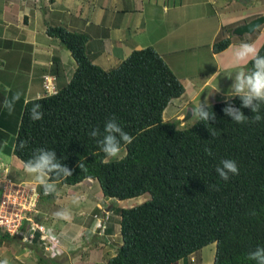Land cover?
I'll list each match as a JSON object with an SVG mask.
<instances>
[{
  "label": "trees",
  "instance_id": "trees-1",
  "mask_svg": "<svg viewBox=\"0 0 264 264\" xmlns=\"http://www.w3.org/2000/svg\"><path fill=\"white\" fill-rule=\"evenodd\" d=\"M47 34L70 53L76 69L66 82L59 63L50 68L57 92L24 104L13 155L23 165L36 149L55 150L72 170L62 185L95 180L104 197L119 201L149 195L138 206L116 210L121 244L107 263L179 264L215 244L211 264H256L248 254L264 247V106L259 122L236 124L223 112L227 103L241 108L240 99L231 97L208 104L214 121L179 127L178 121H164L163 113L184 88L153 49L134 50L105 70L87 55L85 34L60 25L49 26ZM230 44L228 38L218 40L213 51ZM259 54L264 56V43ZM246 68L251 70V61ZM35 103L44 113L40 121L30 119ZM241 110L252 118L250 109ZM111 117L135 139L122 145L123 158L107 162L98 138L89 133L103 132ZM21 141L27 142L23 149ZM224 159L239 167L228 181L216 173ZM13 238L0 231V247ZM50 244L36 235L29 245L44 253Z\"/></svg>",
  "mask_w": 264,
  "mask_h": 264
},
{
  "label": "crops",
  "instance_id": "crops-1",
  "mask_svg": "<svg viewBox=\"0 0 264 264\" xmlns=\"http://www.w3.org/2000/svg\"><path fill=\"white\" fill-rule=\"evenodd\" d=\"M260 17L264 18V0H0V153L11 158L9 165L12 171L8 178L15 183L40 187L24 173L23 165L13 155L23 106L30 100L45 96L43 76L51 75L53 64H60L66 82L76 69L70 53L64 51L56 39L48 36L50 25H61L69 32L85 34L88 38L87 55L105 70L117 67L134 50L144 48L153 49L164 61H167L165 57L184 53V69L190 68V60L193 59L202 68L206 65L211 70L210 65L213 71H209L210 77L203 84H197L194 81L197 78H191L189 74L177 76L184 93L169 103L163 119L166 122L178 121L184 126L191 119L184 120L193 109V103L198 106L199 101L211 104L208 98L214 103L221 98L232 97L231 77L240 69L247 71L249 62L237 65L233 53L241 43H254L260 49L264 43V24L249 39L244 35L233 36L232 31ZM227 38L230 46L215 53L214 43ZM253 38H257L255 42ZM202 55H210L212 64L205 63ZM167 65L173 71V61L170 60ZM16 93H20V100L9 114L3 106L4 101ZM97 183L90 179L70 187L58 183V197L51 199L41 195L39 199L40 216L37 220L45 226L46 235L51 229L58 239L55 245L47 239L53 245V251L63 252L65 247L69 250L68 255L75 252L76 259L70 257L64 264H108V259L116 253L108 254L109 238L113 247L118 238V245L121 244L119 217L115 211L112 212V207H102L100 197L103 194ZM95 184L100 191L92 193ZM76 196L86 199L74 205L73 198ZM62 208L71 209V222L56 218L55 213ZM101 212L100 228L93 229L88 219L83 218L91 213L93 217H98ZM114 215L117 217L114 218ZM2 247L4 245L0 247V259L3 258ZM209 247L181 260L179 264L213 263L215 244L213 255L211 252L205 256ZM8 252L11 253L6 255L5 252L4 258L9 260V264H17V261L18 264H44V260L49 258L40 253L41 258L34 260L30 256L26 261H20L12 245ZM68 255H65L66 258Z\"/></svg>",
  "mask_w": 264,
  "mask_h": 264
},
{
  "label": "clouds",
  "instance_id": "clouds-1",
  "mask_svg": "<svg viewBox=\"0 0 264 264\" xmlns=\"http://www.w3.org/2000/svg\"><path fill=\"white\" fill-rule=\"evenodd\" d=\"M233 58L237 65L248 61L252 62L251 70L240 69L234 77H231L233 83L230 90L231 96L238 97L242 102L241 108L250 109L253 116L249 119L244 115L241 108L227 102L223 112L236 124L257 123L261 120L259 113L262 106H264V56L259 54V49L254 43H241L236 47ZM19 100L20 93H16L11 99L4 101L3 106L9 114L14 111L15 104ZM29 115L32 121L42 120L44 113L41 111V105L39 103L33 104ZM193 117L197 118L198 122L207 123L216 119L215 114L208 110L206 102H200L198 106L191 109V118ZM89 135L98 138L97 143L106 159L119 158L122 145H131L135 139L121 127L115 117H111L106 121L103 132L96 128ZM26 146V141H21L19 144L21 149ZM206 151L209 150L206 149ZM10 159L9 156L0 153V174L3 178L7 177L12 171L9 165ZM80 167H82L81 164ZM23 171L31 178L33 183L43 189L45 195H51L54 198L60 195L58 183L72 176V170L57 159L56 151L45 148L36 149L32 157L23 162ZM216 173L222 180L228 181L231 176L239 175V167L235 160L224 159L216 168ZM85 199L84 196H76L73 198V204L79 205ZM55 216L65 222H71L73 219L72 211L69 208H62L55 213ZM46 238L52 241L54 245L58 243V239L51 229L48 230ZM248 259L255 261L256 264H264V247H257L250 252ZM0 264H9V260L7 258L0 259Z\"/></svg>",
  "mask_w": 264,
  "mask_h": 264
},
{
  "label": "built area",
  "instance_id": "built-area-1",
  "mask_svg": "<svg viewBox=\"0 0 264 264\" xmlns=\"http://www.w3.org/2000/svg\"><path fill=\"white\" fill-rule=\"evenodd\" d=\"M43 89L45 96L56 94L54 76H43ZM40 197L37 187L15 183L0 174V231L10 237H18L26 244H32L36 235L40 241H46V228L37 220ZM53 249L51 244L44 247L47 252Z\"/></svg>",
  "mask_w": 264,
  "mask_h": 264
},
{
  "label": "rangeland",
  "instance_id": "rangeland-1",
  "mask_svg": "<svg viewBox=\"0 0 264 264\" xmlns=\"http://www.w3.org/2000/svg\"><path fill=\"white\" fill-rule=\"evenodd\" d=\"M50 26H54V25H50ZM244 37L249 39V37H251V35L245 34ZM256 39L257 38H253V41L255 42ZM258 39H260V37ZM188 42H190V41H188ZM190 46H192V45H190ZM62 49L64 51H66V49L64 47ZM202 57L204 58L205 63L212 64V62H211L212 59L210 61V55H202ZM165 58H166L167 61H164V60L163 61L166 64L170 60L173 61L172 68H173V71L177 74L176 75L174 73L176 76H183L184 74H189L191 78H193V77L197 78V79L194 80V81L197 82V84H203L204 80L210 77L211 73H209V71L212 70L211 66L208 65L211 70H209L206 67V65H204L203 68H202L200 65L198 66L196 64L195 59H193V58H192L193 59L192 61L190 60V68L184 69L183 66H182L185 63V55H184V53H181L179 55H174L173 54V55H171V57H165ZM225 96L226 95H223L224 98H226ZM208 100H209V103L213 104L212 103L213 101L210 98H208ZM220 100H222V98L219 99V101ZM200 102L201 103H205V101H199V103ZM195 106H196V104L193 103L192 107L194 108ZM196 122H197V118L193 117L190 120H188L187 122H185L184 126L185 127H190L193 124H195ZM179 126H181V125H179ZM125 153H126L125 149L122 148L121 149V155H120L119 158L106 159L105 161L110 162V161L119 160V159H121V158H123L125 156ZM97 184H95V186H94V188L92 190V193H94L95 191L96 192L100 191V190H98L100 188H98ZM148 199H149V195L148 194L143 195V196H141L139 198H134V199L125 200V201H119V200H116V199H111V198H107V197H103V196L100 197L102 207H104V208L112 207L113 208L112 212H114V211L116 212V210L120 209V208H131V207L138 206L139 204L143 203L144 201H146ZM102 216H103L102 212H101V214L98 217H93V214L91 213L89 215L83 216V218L88 219V221L90 222V226L93 229H96L99 226L100 221L102 220ZM115 217H117V216L114 215V218ZM113 226L115 227L114 223H113ZM100 227L101 226H99V228ZM111 243H112V240L109 238V244H108V245H110V248H109V251H108L109 256L113 255L115 253V251H116L115 248L119 244V238H118V243L115 245L116 247L115 246L113 247V245H111ZM3 245H4V247L1 248L2 249L1 257H3L2 259H4L5 252H6V255L11 253V252H8V249L10 248V245H12L14 247V250H16V255L18 256L20 261H22V260L26 261V259H29L30 256L32 257L31 259L35 260L36 258H41V256H40L41 254H44V257H49L48 259L44 260V264H64V263H67V260L70 259V257L73 260L76 259L75 258V254H74L75 252L72 251V252H70L71 254L69 253V255H68L69 250H67L65 247H63V252H57V250H56V251H51V252L44 251V253H42V252H39L38 250L34 251L29 244L22 243L20 238L13 239V240H10L8 242H5ZM213 247H214V244L205 250L206 251L205 256H207L208 253H211V252H212V255H213V252H214V248ZM66 254L69 256L68 258H66V256H65ZM76 254L79 255L77 252H76Z\"/></svg>",
  "mask_w": 264,
  "mask_h": 264
},
{
  "label": "water",
  "instance_id": "water-1",
  "mask_svg": "<svg viewBox=\"0 0 264 264\" xmlns=\"http://www.w3.org/2000/svg\"><path fill=\"white\" fill-rule=\"evenodd\" d=\"M264 24V18L260 17L257 19H254L253 21H251L250 23L246 24V25H242L239 27H236L233 31H232V35L233 36H237V37H241L245 34H253L254 31L259 28L261 25ZM191 116V112H188L186 114V117L184 118V120H188Z\"/></svg>",
  "mask_w": 264,
  "mask_h": 264
}]
</instances>
